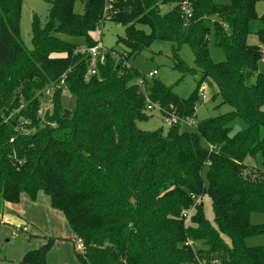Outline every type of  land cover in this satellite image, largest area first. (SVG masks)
I'll use <instances>...</instances> for the list:
<instances>
[{
  "label": "trees",
  "instance_id": "1",
  "mask_svg": "<svg viewBox=\"0 0 264 264\" xmlns=\"http://www.w3.org/2000/svg\"><path fill=\"white\" fill-rule=\"evenodd\" d=\"M182 1L116 0L110 19L124 28L117 40L124 49L109 50L105 64L86 79L89 55L54 35L97 45L89 33L103 25V0H85L82 14L74 12L77 0H52L43 25L32 17L31 50L20 40L22 0H0V199L17 204L24 193L33 202L38 193L46 195L81 240V264H264V247L244 243L264 234V223L251 221L264 215L261 0H187V19ZM252 35L258 45L247 42ZM155 41L171 44L173 68L181 73L194 72L178 56L182 46L190 47L200 78L189 98L128 66ZM210 46L222 50L223 62L210 60ZM203 86L231 110L195 123ZM47 90H53L52 110L40 115ZM66 95L70 106L63 104ZM148 104L165 117L193 121L192 130L180 123L140 130ZM235 119L246 129L232 135ZM204 196L212 223L203 216ZM197 198L195 225L184 228L180 214ZM170 224L176 228L168 232ZM187 240L200 244L197 255L184 248ZM51 245L46 240L24 261L47 264Z\"/></svg>",
  "mask_w": 264,
  "mask_h": 264
},
{
  "label": "rangeland",
  "instance_id": "2",
  "mask_svg": "<svg viewBox=\"0 0 264 264\" xmlns=\"http://www.w3.org/2000/svg\"><path fill=\"white\" fill-rule=\"evenodd\" d=\"M51 1L22 0L19 24L20 40L25 49L31 50L32 48V17L37 16L43 25L47 20ZM211 1L219 5L229 3L228 0ZM84 3L85 0H77L74 5V12L82 14ZM256 13L258 16L264 14L263 0L256 4ZM102 18L103 16H101ZM100 21L103 25H99V28L89 33L90 39L107 51L114 49L121 52L124 47L120 43L117 45V40L124 37V28L121 25L111 22V19ZM139 27L145 32L148 31L146 27ZM54 36L66 43L74 45L79 52L87 49L85 38L82 36L70 35L63 32L55 33ZM247 42L250 45L259 44L258 38L254 35L249 36ZM171 48V44L169 43L155 41L149 50L139 56L130 58L127 63L128 66L137 70L145 78H148L147 74L149 72L155 71L156 75L152 79L161 82L167 88L171 89L179 98L187 99L195 92L200 75L194 66V57L189 46H182L178 52V56L188 69L194 71L193 73H181L173 68L174 59ZM209 57L213 63H220L225 59L222 50L214 46L209 47ZM257 73L264 77L263 58L258 62ZM251 81H255V77ZM203 88L204 92L200 93L201 89L198 91V96L200 95L199 98L201 101L196 105L195 117L193 119L195 123L228 113L231 110L227 105L218 106L219 98L216 100L211 99L213 93H215V89L211 93L206 86H203ZM49 92L50 97L47 98L43 106V114L46 112L50 113L52 110L53 100L51 99L53 97V90H49ZM202 96H205L203 101ZM70 103L72 102L66 95L63 104L70 106ZM47 104L48 107H46ZM145 114L149 119L146 122L137 123V127L140 130L146 132L157 131L159 128H162L163 131L167 130L161 114L156 109L146 111ZM230 128L231 134L233 135L243 132L246 129V124L240 119H235L231 122ZM183 129L190 131L192 130V126L185 125ZM202 176L205 183V172ZM47 200L46 195L42 192L37 194L34 202L31 201L27 194H21L16 206L3 204L0 199V264H31L24 261L26 254L42 247L46 240H51L52 245L44 255L45 263L81 264L78 254L82 253L83 247L80 248L76 243L74 234L63 212L51 209ZM201 203L203 205L204 218L212 223L213 213L209 198L204 196ZM192 218L186 221L181 219L184 228L189 226L194 227L195 220ZM251 221L254 224L264 223V215H252ZM175 228V224H170L167 230L169 232ZM244 243L247 247H264V234L250 236L244 240ZM199 245V243L194 244L196 252L201 250Z\"/></svg>",
  "mask_w": 264,
  "mask_h": 264
},
{
  "label": "built area",
  "instance_id": "3",
  "mask_svg": "<svg viewBox=\"0 0 264 264\" xmlns=\"http://www.w3.org/2000/svg\"><path fill=\"white\" fill-rule=\"evenodd\" d=\"M104 1V8H103V19L102 20H108L111 18V16L115 15L117 13V10L115 9V3H116V0H103ZM180 7L182 9V15L184 16V18H190L191 16V8L188 4V1L187 0H183L180 4ZM87 53L89 55V58H90V61H89V67H88V70H87V73H86V79L96 75L97 73V68L98 67H101L105 64V60H106V55L109 53L107 50H105L104 48L98 46V45H95L93 47H90V48H87L86 50H84L83 52L81 53ZM156 75V72L155 71H152V72H149L147 74V77L148 78H153L154 76ZM46 96L47 97H50V92L49 90H47L45 92ZM202 99H205V96H202ZM50 102V101H49ZM48 107V104L47 106ZM153 109H156L160 114H161V117L163 119V123L165 126L170 127L172 125H175L177 123H180V124H186L188 126H192L194 125V122L193 121H186L184 122L183 120H180L178 118H176L173 114L169 117H165L163 116V113H162V110L160 107H158L157 105H151V104H148L147 108H146V111H152ZM43 114V109L40 111V115ZM209 151L211 152L213 150V148L211 147H208ZM194 199V197H192ZM200 202V198H197L196 201H195V204L190 208V209H187V210H183L180 214V218L182 220H188L190 219L196 212L195 210V205L198 204ZM76 243L78 244V246L80 248L83 247V244L81 242V240H76ZM197 244L198 242L196 241H193V240H187L186 242H184L183 246L185 249H190L191 252L194 254V255H197L198 252L195 251V247H194V244ZM198 264H201V263H198ZM214 264V263H213Z\"/></svg>",
  "mask_w": 264,
  "mask_h": 264
},
{
  "label": "crops",
  "instance_id": "4",
  "mask_svg": "<svg viewBox=\"0 0 264 264\" xmlns=\"http://www.w3.org/2000/svg\"><path fill=\"white\" fill-rule=\"evenodd\" d=\"M47 199H48V197H47ZM2 203L4 204H6V205H14V206H16L17 204H9V203H6V202H3L2 201ZM47 203L49 204V206H50V202H49V199L47 200ZM3 207V206H2ZM51 208V207H50ZM52 209V208H51Z\"/></svg>",
  "mask_w": 264,
  "mask_h": 264
}]
</instances>
